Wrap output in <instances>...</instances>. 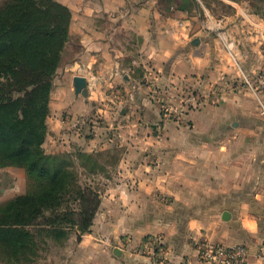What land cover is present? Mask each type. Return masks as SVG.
Masks as SVG:
<instances>
[{
  "label": "crops",
  "instance_id": "obj_1",
  "mask_svg": "<svg viewBox=\"0 0 264 264\" xmlns=\"http://www.w3.org/2000/svg\"><path fill=\"white\" fill-rule=\"evenodd\" d=\"M58 1L71 9L70 34H78L82 45V51L67 68L73 89L71 103L81 101L73 85L75 76H85L89 81V105L98 93L113 86L108 78H118L127 70L124 62L132 50L116 36L118 31H131L143 36L145 43L151 42L150 56L158 54L164 61H172L167 72L170 78L186 69L185 81L206 90L223 91L226 81L237 72L222 49V37L205 36L199 48L189 49V41L182 36L191 21L170 16L162 21L158 0ZM257 19L250 12L247 18L238 14L237 20L226 22V29L218 33L226 35L234 48L243 41L253 49L240 62L248 74L256 72L264 61V22ZM221 25L219 22L218 27ZM241 31L244 39L238 38ZM167 86L168 92L175 94L177 87L171 83ZM249 95L244 92L220 97L225 101L212 114L209 111L205 115L206 108L192 109L184 113L183 120L165 121L161 164L151 162L153 150L128 154L117 170L121 176L115 187L119 196L102 202L101 223L80 244L90 261L93 257L94 264H150L146 237L159 232L164 233V255L175 263L188 259L190 264H202L196 257L200 241L258 246L264 239V217L249 207L250 199H242L240 191L248 184L238 182L247 164L244 159L237 161L241 155H258L264 163V132L254 128L253 122L260 120L259 106ZM200 115L205 116L203 120ZM254 135L262 144L260 150L251 146ZM148 138L149 142L158 140L152 135ZM159 193L163 195L165 214L156 209L162 200ZM115 203L120 206L117 212L111 207ZM225 212H230V219L223 218ZM91 237H99L98 242L89 245ZM116 249L120 255L115 254ZM248 264L264 263L252 256Z\"/></svg>",
  "mask_w": 264,
  "mask_h": 264
},
{
  "label": "rangeland",
  "instance_id": "obj_2",
  "mask_svg": "<svg viewBox=\"0 0 264 264\" xmlns=\"http://www.w3.org/2000/svg\"><path fill=\"white\" fill-rule=\"evenodd\" d=\"M15 1L0 0V11ZM179 1L185 4L186 10L177 9L176 1L162 2L158 0L157 6L162 15L161 20L168 21L167 17L169 16L189 19L191 23L188 25V29H183L186 34L181 36L189 41L190 46L188 47L191 50L199 48L201 38L205 36L222 37L220 39L222 49H225L227 58L236 66L237 71L235 75H231V79L226 81L223 91L214 88L206 90V88L192 85L191 81H185L186 69L175 73L180 80L177 79V76L170 78L167 72L172 61H164L159 58L158 54L150 56L151 42L145 43L144 37L134 32L118 31L116 36H119L118 38H121L132 50L124 62L127 70L118 78L116 76L108 78L113 86H109L107 93L103 90L102 93H98L95 101H92L91 104H87L89 95L83 97L81 94L78 95L80 103H71L70 94L73 89L71 72L67 71V68L82 51L78 34L71 35L62 53L61 66L57 71L55 87L52 92L51 113L48 117L49 134L44 148L49 154H66L67 159L73 165L72 168L77 174L80 185L99 189L102 202L107 198L119 196L120 192L115 190L118 178H121L117 170L121 162L125 158H129L128 154L136 150H153L151 162L161 164L165 121L183 120L184 113L192 109L196 111L206 108L203 111L204 114L208 115L209 111L212 114L216 106L221 101H225L220 97L226 98L230 94L240 95L249 92L248 97L258 104L256 96L247 87L243 74L252 77L254 74L263 73L264 61L256 72L248 74L240 62H243L247 53L253 49L245 45L246 43L243 41L242 44L237 45V48H234L233 45H229L226 35L218 34L220 29L221 31L226 29V22L237 20L238 14L246 18L247 12L255 14L249 0ZM257 1L264 14V0ZM255 15L257 20L264 22L260 15ZM219 22H222L221 28L218 27ZM254 26L257 25L254 24ZM158 31L156 30L157 35L161 37L162 34ZM237 34L239 39L242 37L244 39L242 31ZM195 38L200 39V44H193ZM125 74L128 75L127 79ZM172 79L177 80L174 82ZM167 82L177 87L175 94L168 92ZM229 85L231 88H228ZM84 100H86L85 103ZM170 105L179 108L182 112L167 116V108ZM258 114L262 119L258 117L260 120H253L254 128L257 126L264 132V117L260 114L259 109ZM204 117L200 115V119L203 120ZM242 123L244 124L245 120H242ZM150 135L158 137V140L149 142L148 136ZM239 137L240 135L237 136V138ZM254 138L251 146L254 150H260L262 144L256 135ZM239 145L244 146L243 143ZM86 154H90V156ZM240 157V159L237 158V161L244 159L247 164L243 169L244 175L241 173L238 182L242 181L248 184L245 189L242 187L240 195L242 199H250L252 204L249 207L253 212L260 213L264 217V163L261 162L258 155L247 158L241 155ZM33 183H30L24 167L14 163L0 167V205L25 194L32 187L34 189L35 182ZM257 193L262 196L256 197ZM158 196L160 197V193ZM160 198H163L162 194ZM162 201L163 199L159 201L156 209H161L157 212L165 214L167 211L165 206H161L163 205ZM77 207V200L74 199L73 194H69L61 210L65 208L68 211L69 208ZM111 207L116 212L120 209L116 203ZM50 215L54 216L55 214L49 211L46 216ZM100 223L101 214L98 211L88 233L82 234L73 226L67 227L62 233H46L44 236H38L35 246L22 250L19 255L0 245V264H94L93 257L90 261V256L87 257L82 252L80 244L84 243L86 235L93 231V227ZM163 235L162 232L149 234L146 237V243ZM98 239L99 237L92 238L89 245L98 242ZM162 246L163 249L166 248L165 244Z\"/></svg>",
  "mask_w": 264,
  "mask_h": 264
},
{
  "label": "trees",
  "instance_id": "obj_3",
  "mask_svg": "<svg viewBox=\"0 0 264 264\" xmlns=\"http://www.w3.org/2000/svg\"><path fill=\"white\" fill-rule=\"evenodd\" d=\"M161 1L186 10L179 0ZM249 2L264 19L259 2ZM71 21V9L56 0H16L0 11V167L17 164L35 182L34 189L0 205V245L16 255L46 233L72 226L88 233L102 204L99 189L80 185L66 154L44 148ZM69 194L78 207L61 210ZM49 211L55 215L46 216Z\"/></svg>",
  "mask_w": 264,
  "mask_h": 264
},
{
  "label": "built area",
  "instance_id": "obj_4",
  "mask_svg": "<svg viewBox=\"0 0 264 264\" xmlns=\"http://www.w3.org/2000/svg\"><path fill=\"white\" fill-rule=\"evenodd\" d=\"M247 87L254 93L258 100L260 114L264 117V72L254 74L252 77L243 74ZM182 110L170 105L167 116L181 113ZM163 236H158L147 242L146 249L150 253V264H190L183 260L180 263L170 261L163 251ZM256 257L264 263V239L256 248L248 244L225 245L214 242L200 241L197 246V260L202 264H248L250 257Z\"/></svg>",
  "mask_w": 264,
  "mask_h": 264
},
{
  "label": "water",
  "instance_id": "obj_5",
  "mask_svg": "<svg viewBox=\"0 0 264 264\" xmlns=\"http://www.w3.org/2000/svg\"><path fill=\"white\" fill-rule=\"evenodd\" d=\"M193 44L194 45H198L200 44V39L199 38H195L193 40ZM74 89L77 95L82 94L84 96H88V85H89V81L85 76H75L74 78ZM223 218L228 220L230 219V212H225L223 214ZM115 254L120 255L121 252L119 251V249L115 250Z\"/></svg>",
  "mask_w": 264,
  "mask_h": 264
}]
</instances>
